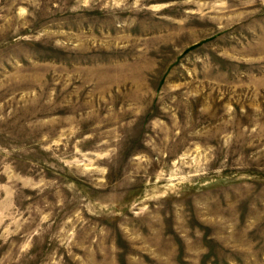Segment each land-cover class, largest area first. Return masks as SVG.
<instances>
[{"label":"rangeland","instance_id":"374dc122","mask_svg":"<svg viewBox=\"0 0 264 264\" xmlns=\"http://www.w3.org/2000/svg\"><path fill=\"white\" fill-rule=\"evenodd\" d=\"M0 264H264V0H0Z\"/></svg>","mask_w":264,"mask_h":264}]
</instances>
